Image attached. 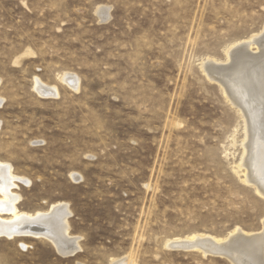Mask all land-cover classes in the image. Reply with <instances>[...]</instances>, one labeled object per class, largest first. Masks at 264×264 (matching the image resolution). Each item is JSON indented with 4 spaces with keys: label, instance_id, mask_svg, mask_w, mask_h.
<instances>
[{
    "label": "rangeland",
    "instance_id": "rangeland-1",
    "mask_svg": "<svg viewBox=\"0 0 264 264\" xmlns=\"http://www.w3.org/2000/svg\"><path fill=\"white\" fill-rule=\"evenodd\" d=\"M263 32L264 0H0V163L16 209L68 205L80 246L1 236L0 264H232L168 246L264 229V196L245 181L264 187V52L217 68L251 117L247 172L243 111L207 71Z\"/></svg>",
    "mask_w": 264,
    "mask_h": 264
},
{
    "label": "bare ground",
    "instance_id": "bare-ground-1",
    "mask_svg": "<svg viewBox=\"0 0 264 264\" xmlns=\"http://www.w3.org/2000/svg\"><path fill=\"white\" fill-rule=\"evenodd\" d=\"M107 12L108 11L105 10V13H107ZM263 38H264V32L258 36L250 37L249 40L246 39V40L240 41L238 43H235V45H233L228 51V54H227L228 55V57H227L228 63H225V64L223 63V65H222V64H218L217 61L212 60V61L208 62V66H207L208 67L207 71L209 72V75L210 76H216V80H218L219 82H221V84H223L222 86H224L225 92H227L226 94H228L227 96H229L232 99V101L238 106V108L241 109V112L243 111V114H244L243 116H244V120H245L244 121L245 122V125H244L245 130H244V140H243V144L241 146V147H243L242 148L243 149V155H242V158L240 159L241 164H240L239 168L240 169L246 168V169H244V170H246V172L250 166L249 165L250 161L248 160V157L251 154L250 151L253 149V148H251L253 146H251L250 143H251V139H252V134H254L253 132H255V131L252 128V125L250 122L251 117L249 116V114L247 112V109L245 107L246 105H244L242 103L238 94H236L234 92L232 84L230 83L229 79L226 78L227 76L224 78L220 76L221 72L219 73V70L222 68L231 69L232 66L236 63V61L240 57L247 56V54H249V53H251V55H252L251 57L259 56L262 52H264L262 50V49H264L263 45H262V39ZM253 45L258 46L257 49H258V51L261 50L260 53H253L252 52L251 48ZM240 65H241V63H240ZM248 70H249V68H248ZM225 74H228V72H226ZM242 75H243V73H242ZM64 77H65L63 79L64 81L68 82L70 80L71 86L75 87L76 89L78 88L79 80L76 79V77L74 78V76L72 77L70 75L64 76ZM217 77L220 78L221 80L218 79ZM213 81H214V79H213ZM43 86H41L39 82L38 83L36 82L35 89L42 94L45 93L47 96H50V95L57 96L58 92H57L56 88L52 87V88H49L50 90H48V87L45 89V88H43ZM44 87H46V86H44ZM243 87H244V84H243ZM255 106H257V105H255ZM249 110H250V108H249ZM259 120H261V118ZM255 124H254V126H255ZM259 131H257V135H259L258 134ZM257 143L258 142H255V144H257ZM258 151L259 150H257V152ZM256 158L260 159L259 156H257ZM245 177H246L245 181L247 182V184L249 183L251 185V183H254L255 186H257L256 190L258 191V195L261 194V196H264V187H262L258 184V182H257L258 180L256 181V179H254L250 173H247ZM259 178H260V176H259ZM14 182H15V179H14V176L11 174L10 167L8 165H4V164L0 163V193H2L3 194L2 196L5 197V200L0 201V213L6 212V213L11 214L10 219L5 220V219L0 218V237L1 236H7L9 238H13V237L21 236V235H25V234H29V235L33 234V235H37V236H40V235L43 236L44 235L47 239L48 238L51 239L52 244L54 243L56 245V247L58 248L59 252L65 256L74 255L75 253L79 252V250H80V246L78 243L79 239L73 238L69 235L70 233H69V227H68L67 219L70 217L71 213L69 211L68 205L56 204V206L55 205L52 206L49 211L38 212L34 215L20 213L16 209L18 197L14 196L10 193L11 189L14 186ZM254 184H252V185H254ZM37 238H40V237H37ZM177 240H180V241H177ZM177 240H176L177 242L174 240H173V242H170L171 244L168 247L172 248L173 246H176V245H184L185 244L184 246H186L189 251L198 250V251H202L203 254L205 253V254H211V255H215V256L226 257L228 259H231L234 263H237V264H239L240 259H242V257H244L246 254L253 255V253H254L256 259L258 260V263L264 264V229L260 233H247V232H244L240 229H235L225 238H216V237H212L210 235L200 234V235H191V236L186 237V239H177ZM57 248H56V250H57ZM233 262H232V264H234ZM249 262H251V261H249Z\"/></svg>",
    "mask_w": 264,
    "mask_h": 264
},
{
    "label": "water",
    "instance_id": "water-1",
    "mask_svg": "<svg viewBox=\"0 0 264 264\" xmlns=\"http://www.w3.org/2000/svg\"><path fill=\"white\" fill-rule=\"evenodd\" d=\"M185 245V244H184ZM184 245H176V246H173L171 249H174V250H184V251H187L188 248ZM230 260V259H229ZM231 261V260H230ZM232 262V261H231Z\"/></svg>",
    "mask_w": 264,
    "mask_h": 264
}]
</instances>
